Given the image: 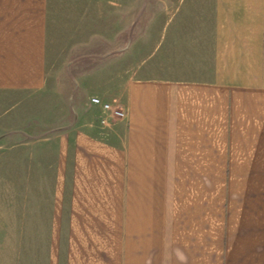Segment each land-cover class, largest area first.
Here are the masks:
<instances>
[{
    "label": "crops",
    "instance_id": "obj_1",
    "mask_svg": "<svg viewBox=\"0 0 264 264\" xmlns=\"http://www.w3.org/2000/svg\"><path fill=\"white\" fill-rule=\"evenodd\" d=\"M215 1L212 77H129L104 131L16 144L0 264H264V0ZM48 14L0 0V90L45 86Z\"/></svg>",
    "mask_w": 264,
    "mask_h": 264
},
{
    "label": "rangeland",
    "instance_id": "obj_2",
    "mask_svg": "<svg viewBox=\"0 0 264 264\" xmlns=\"http://www.w3.org/2000/svg\"><path fill=\"white\" fill-rule=\"evenodd\" d=\"M47 82L0 90V226H15L16 144L87 125L102 132L129 77H212L215 0H48Z\"/></svg>",
    "mask_w": 264,
    "mask_h": 264
},
{
    "label": "built area",
    "instance_id": "obj_3",
    "mask_svg": "<svg viewBox=\"0 0 264 264\" xmlns=\"http://www.w3.org/2000/svg\"><path fill=\"white\" fill-rule=\"evenodd\" d=\"M90 101L94 106H98L103 111L107 112L110 115V117L114 120H121L126 117V112L124 111L122 107L114 105L111 102L105 101L99 96L91 97ZM101 123L103 125H108L109 124L108 118L103 117L101 119Z\"/></svg>",
    "mask_w": 264,
    "mask_h": 264
}]
</instances>
